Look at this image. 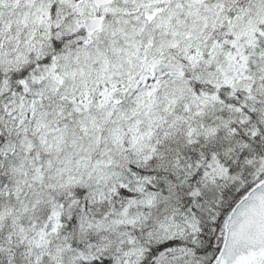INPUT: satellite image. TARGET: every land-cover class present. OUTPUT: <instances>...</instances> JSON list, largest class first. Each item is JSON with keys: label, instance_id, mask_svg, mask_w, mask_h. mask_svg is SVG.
I'll list each match as a JSON object with an SVG mask.
<instances>
[{"label": "snow or ice", "instance_id": "1", "mask_svg": "<svg viewBox=\"0 0 264 264\" xmlns=\"http://www.w3.org/2000/svg\"><path fill=\"white\" fill-rule=\"evenodd\" d=\"M0 264H264V0H0Z\"/></svg>", "mask_w": 264, "mask_h": 264}]
</instances>
